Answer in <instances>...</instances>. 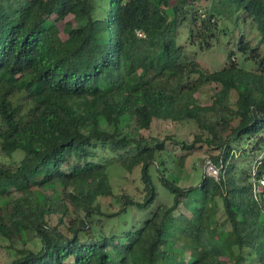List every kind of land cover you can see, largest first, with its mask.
<instances>
[{"label":"trees","instance_id":"obj_1","mask_svg":"<svg viewBox=\"0 0 264 264\" xmlns=\"http://www.w3.org/2000/svg\"><path fill=\"white\" fill-rule=\"evenodd\" d=\"M209 1L206 8L202 0H0V154H24L0 163V200L10 198L0 204V238L27 245L30 234L41 245L22 248L11 264H226L223 257L264 264V195L258 201L250 181L254 169L264 175V0ZM76 13L80 23L65 39L53 32ZM229 17L262 40L241 31V65L231 51L228 65L207 71L177 43L179 30L209 50L219 41L216 19ZM212 84L221 88L203 106L196 94ZM126 118L143 131L156 121L195 122L204 134L183 144L180 162L206 147L220 179L204 174L199 186L180 187L158 163L173 138L123 136ZM245 138L255 140L238 154L250 172L228 189L234 144ZM112 164L140 171L143 199L115 195ZM107 198L119 209L105 213ZM220 201L226 221L215 212L211 223L205 214ZM185 202L192 218L178 212ZM222 229L226 236H214ZM176 243L195 255L177 261Z\"/></svg>","mask_w":264,"mask_h":264},{"label":"rangeland","instance_id":"obj_2","mask_svg":"<svg viewBox=\"0 0 264 264\" xmlns=\"http://www.w3.org/2000/svg\"><path fill=\"white\" fill-rule=\"evenodd\" d=\"M209 4V0H202L201 2V5L206 8H208ZM97 16H102L101 10L97 12ZM81 17L82 16L77 13L69 16L66 20L58 22L54 27L53 32L65 39L67 37L66 32L77 27L80 23ZM216 20L218 22L219 31L221 32L219 41L213 42L211 49H201L198 42L192 43L190 41L188 29H180L179 38L177 40L178 44L185 46L188 51L196 56L197 61L203 69L210 72L221 70L226 65H228V54L231 51H234L235 53L238 52V42L241 31L246 34L247 38L253 39L252 41L255 43L262 40V36L257 32V29L254 27L251 28L249 24L241 23L239 27H234L235 24L232 17L219 18ZM259 47L261 51H264V44H260ZM236 55L234 56V60L236 61L237 65L240 66L243 56L240 53H237ZM255 67V65H252L250 70H254ZM220 88L221 87L218 84L206 85L200 90L198 94H196V98L199 100L201 105L210 106L213 103V97L220 90ZM178 109L182 110V106H179ZM120 132L123 136L128 138L139 139L140 136H143L150 139L151 142H153L152 140H155V142H162L167 137H172L173 139L171 141L166 142V150H164V152L158 153V163L165 175L169 176L171 174L178 179L179 186L182 188L199 186L203 180L204 174L207 175L205 169V159H207L209 156L208 153L211 151H208L206 147L199 148L193 154L189 155L183 164L180 162L181 158L187 154V151L183 150V144L185 143L190 145L194 142L196 136L204 134L203 131L200 130L197 124L193 121L183 123L156 121L153 123V127L150 131H143L138 129L135 120L126 118V120H124L121 125ZM206 137L207 136L205 134V138ZM254 144L255 140L248 138H245L244 140L238 141L234 144V148L237 151V157L234 161L236 167L234 168L233 172L226 177L228 189H230L234 183L244 180L249 174L250 170L247 167L248 165L246 163V158L240 157L238 154H240V152L245 148L248 149L253 147ZM23 157L24 154L22 151H17L13 157L9 159H3L0 154V163L11 162V160L19 162L21 159H23ZM160 163L162 164L161 166ZM156 168H158L157 165ZM108 175L113 192L117 197L127 193L129 195H133L137 200H141L145 196V194L142 193L143 186L141 183L139 170L129 173L119 164H112L108 169ZM250 181L252 182V178ZM156 183L158 188H161L157 180ZM43 192L48 196H52L53 194V190L51 189L45 190ZM57 192H60V189H58ZM35 193L41 194L42 191L35 190ZM15 196H17V194L14 195V197ZM194 197L195 196H192L191 200L189 201L190 203L194 202ZM9 200L10 198L0 200V204L6 203ZM163 200L168 205H171L172 203L171 199L163 197ZM101 206L105 213H112L119 209V206L112 200V198L102 199ZM178 212L186 215L188 218H192L194 214L193 205H188L185 202L180 206ZM215 212H218L216 213V218L218 219L219 223H225L226 214L224 212L222 201L219 202V209L211 205L210 212L205 214L211 223L214 221V216L212 215H215ZM48 222L51 227L56 226L59 222V215H52L48 217ZM67 222L68 220L66 219L65 225L61 226V229L64 233L67 232ZM225 228L228 229V226ZM217 231L218 233L214 236L219 239H222L224 235L226 236L227 234V230L225 229ZM211 233L215 234L216 229L213 228ZM26 241L28 242L27 245L23 244L24 242L22 239L12 244L10 241L0 238V264H11L14 259L20 256L19 251L24 247L34 251L39 250L41 247L40 242L35 240L30 234ZM174 248L176 251L177 261L183 260V257L184 259H188L190 256L195 255V251L188 250L183 244L176 243ZM222 261L226 264H235V260L227 257H223Z\"/></svg>","mask_w":264,"mask_h":264},{"label":"built area","instance_id":"obj_3","mask_svg":"<svg viewBox=\"0 0 264 264\" xmlns=\"http://www.w3.org/2000/svg\"><path fill=\"white\" fill-rule=\"evenodd\" d=\"M139 36H142V34L139 33ZM205 169L207 176L214 178L216 180L220 179L221 168L218 167L216 163H214L211 160H208L205 164ZM252 184H253V193L255 198L258 201H262L261 196L264 195V175L261 176L257 175V169L253 170ZM263 207H264V200H263Z\"/></svg>","mask_w":264,"mask_h":264}]
</instances>
